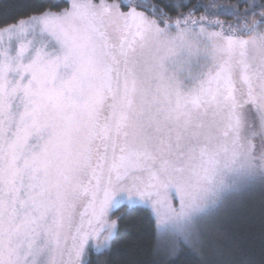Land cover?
Listing matches in <instances>:
<instances>
[{"label":"snow or ice","instance_id":"1","mask_svg":"<svg viewBox=\"0 0 264 264\" xmlns=\"http://www.w3.org/2000/svg\"><path fill=\"white\" fill-rule=\"evenodd\" d=\"M12 20L0 264H111L140 213L177 264L264 197V0H33Z\"/></svg>","mask_w":264,"mask_h":264},{"label":"trees","instance_id":"2","mask_svg":"<svg viewBox=\"0 0 264 264\" xmlns=\"http://www.w3.org/2000/svg\"><path fill=\"white\" fill-rule=\"evenodd\" d=\"M33 0H0V25L5 21L27 13ZM208 3L209 0H203ZM237 0H217L219 4L234 5ZM230 23L225 17H220ZM260 193L248 198L239 223L233 224L236 231L231 235L212 234L205 241L198 258H189L187 251L181 254L177 264H241L252 260L260 264L264 257V207ZM120 213H117L119 215ZM166 241L160 237L152 219L143 213L126 216L119 223V230L112 245L109 259L111 264H168L164 259Z\"/></svg>","mask_w":264,"mask_h":264},{"label":"rangeland","instance_id":"3","mask_svg":"<svg viewBox=\"0 0 264 264\" xmlns=\"http://www.w3.org/2000/svg\"><path fill=\"white\" fill-rule=\"evenodd\" d=\"M163 240H165V239L163 238Z\"/></svg>","mask_w":264,"mask_h":264}]
</instances>
